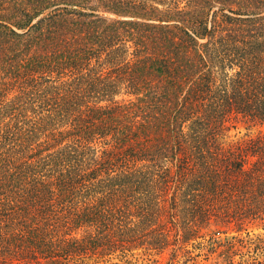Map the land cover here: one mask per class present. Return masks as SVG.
<instances>
[{"label": "trees", "instance_id": "1", "mask_svg": "<svg viewBox=\"0 0 264 264\" xmlns=\"http://www.w3.org/2000/svg\"><path fill=\"white\" fill-rule=\"evenodd\" d=\"M232 120L264 128V0H0V264H184L213 225L262 264L233 253L264 131Z\"/></svg>", "mask_w": 264, "mask_h": 264}, {"label": "rangeland", "instance_id": "2", "mask_svg": "<svg viewBox=\"0 0 264 264\" xmlns=\"http://www.w3.org/2000/svg\"><path fill=\"white\" fill-rule=\"evenodd\" d=\"M264 131V128L259 126H252L248 123L242 121H231L226 124V129L224 131L225 143H234L239 140L247 139L249 137L255 136L258 132ZM220 230L221 232H218ZM224 229L220 226H211L206 230L205 236L202 238H194L190 241L188 249L190 250L187 254V260L184 264H224L226 262L222 251L224 239H231L232 236L236 235V232L228 231L223 233ZM250 232V237L256 234L264 235V222L263 224H255L248 228ZM253 235V236H251ZM243 238V242H235V251L233 255L234 261L251 262L253 259L262 261L264 264V246H260L257 250L254 249L255 243H261L260 241L254 239L253 241L248 240L249 237L246 236L245 232L240 235ZM255 250V252H253ZM169 258L168 250L161 254H156L154 251L144 252L143 250L133 251L127 254L125 258L122 259L120 264H125L123 260H128L133 264H166ZM119 258H103L96 264H102L107 261V264L113 261H118ZM92 262V261H91Z\"/></svg>", "mask_w": 264, "mask_h": 264}]
</instances>
